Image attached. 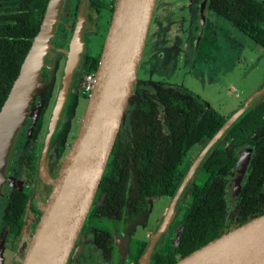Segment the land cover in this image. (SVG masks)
I'll list each match as a JSON object with an SVG mask.
<instances>
[{
    "label": "flooded vegetation",
    "instance_id": "flooded-vegetation-1",
    "mask_svg": "<svg viewBox=\"0 0 264 264\" xmlns=\"http://www.w3.org/2000/svg\"><path fill=\"white\" fill-rule=\"evenodd\" d=\"M11 1L17 3L15 13L21 10L23 1L24 4L27 2ZM47 1L43 8L33 11L34 16H39V23ZM80 1L63 0L62 14L57 23V34L63 48L67 47L68 35ZM87 1L88 30L84 33V46L86 54H89V36L95 38L98 35V25L101 21L104 20L108 26L115 0ZM202 1L184 0L182 5L177 7L176 0H156L137 69L135 94L126 105L96 195L66 264H171L169 256L175 251L178 242L176 234L173 239L169 238V227L177 216L182 218L184 210L190 205L191 190L196 186H203L211 177L212 173L204 163L217 148L228 153L232 161L225 178L223 232L264 212V167L253 182L248 181L249 167L254 156L260 153V150L264 151L263 94L235 121V125L231 126L203 159L183 197L177 203L176 214L170 224L153 239L170 196L189 165L214 134L201 136L180 158L167 159L166 162L171 166L175 164L180 176L166 194L159 186L162 184L163 175L171 168L168 166L164 170L171 137L175 135L174 131L171 135L170 129L176 131L180 126L196 122L208 113L225 120L251 93L264 85L263 78L255 88L243 95L244 98L230 113L223 115L201 95L176 82L178 75L190 73L191 70L194 72L190 76L195 77L198 69L205 75L206 69H203L201 64L206 67V61L210 60L214 49H209L210 40L207 38L204 39L205 43L201 42L204 24L207 23L209 29L223 28L217 19H208L211 10L207 7V0L204 5L205 17L200 21L199 10ZM258 1L264 3V0ZM106 14L107 16H102ZM218 16L246 35L227 17ZM201 27L202 34L197 43ZM210 34L212 36L215 32ZM256 44L260 46L259 58L263 57L260 61L264 63V45ZM83 56L71 84L69 99L64 106V117L57 131L58 141L48 149L42 161V168L41 147L63 64L60 53L55 54L52 79L47 86L41 110L31 126L26 131L19 132L21 140L13 146L8 165L10 183L6 185L0 197V264H13L15 255L21 252V239L24 237L22 241L27 242L30 238L42 210V201L51 188L50 180L59 169V159L76 134L82 114L81 106L85 104L87 95L81 89L85 77ZM215 73L219 74L218 71ZM211 80L218 79L213 75ZM236 95L238 96V93ZM144 119L149 124L143 122ZM241 152L250 154V164L236 200L230 205L227 197L228 181L231 169ZM261 159L264 160V156ZM151 243L148 256L143 258ZM179 257V253L174 254V260Z\"/></svg>",
    "mask_w": 264,
    "mask_h": 264
},
{
    "label": "water",
    "instance_id": "water-1",
    "mask_svg": "<svg viewBox=\"0 0 264 264\" xmlns=\"http://www.w3.org/2000/svg\"><path fill=\"white\" fill-rule=\"evenodd\" d=\"M155 4L156 0H115L76 134L59 159V169L50 180L51 188L43 201L38 221L23 253H18L19 264H66L96 195L126 105L135 94L137 69ZM204 5L205 0L199 10L201 22L205 17ZM87 6V0L80 1L64 49L60 47L57 34L63 0L46 3L38 30L32 36L19 71L0 106V197L10 183L8 165L13 146L21 140L19 132L26 131L41 110L52 79L55 54L61 50L63 64L59 87L43 138L40 168L48 149L58 141L57 131L64 117L71 84L82 56L87 53L84 46V33L88 30ZM201 34L202 27L197 43ZM263 94L264 85L228 115L199 151L170 196L153 239L170 224L177 203L203 159ZM241 153L228 181L230 205L236 200L250 164V154ZM181 228L180 223L176 242ZM151 247L152 243L143 258L148 256ZM171 264H264V212L229 228Z\"/></svg>",
    "mask_w": 264,
    "mask_h": 264
},
{
    "label": "trees",
    "instance_id": "trees-1",
    "mask_svg": "<svg viewBox=\"0 0 264 264\" xmlns=\"http://www.w3.org/2000/svg\"><path fill=\"white\" fill-rule=\"evenodd\" d=\"M45 2L46 0H27L24 4L23 1L21 10L15 13L16 2L0 0V106L19 71L22 59L29 48L30 38L38 30L40 19L39 16L33 15V11L43 8ZM207 7L216 14L227 17L254 42L264 45L263 2L258 0H207ZM97 62L98 55L85 54L83 56V75L93 73ZM223 120V117L208 113L197 119L196 122H189L180 126L176 131L170 129L171 135L174 134L172 131L175 132V135L171 137L165 162L169 157L180 158L185 150L201 136L212 135ZM145 123L149 124L148 122ZM263 156L264 151L262 150L254 156L249 167V182H253L264 167V160L261 159ZM231 163L228 153L219 148L215 149L205 161L204 166L212 175L203 186H196L191 190V203L184 210L180 219L182 228L178 245L173 254L169 256L170 263L175 261V253L183 256L225 230L223 207L226 194L224 187L226 174L229 172ZM166 165L164 170L171 166L169 162H166ZM218 175L222 177H218ZM179 176L180 172L173 164L168 172L163 175L159 189L167 194Z\"/></svg>",
    "mask_w": 264,
    "mask_h": 264
},
{
    "label": "rangeland",
    "instance_id": "rangeland-1",
    "mask_svg": "<svg viewBox=\"0 0 264 264\" xmlns=\"http://www.w3.org/2000/svg\"><path fill=\"white\" fill-rule=\"evenodd\" d=\"M183 2L184 0H176L177 7L182 5ZM102 16L105 17L107 14ZM210 18L217 19L222 23L223 28L218 27L209 29L207 23L204 24L203 41L201 42L202 44L205 43L204 39L207 38L210 40V42H208L209 49H214L210 60L206 61V67L205 64L200 63L203 69H206L205 75L203 72H200L202 70L198 69L195 77H193V75L190 76V74L194 72V70H191L190 73L178 75V77H176V82L183 84L190 91L198 93L213 105L219 113L227 115L239 104L241 99L244 98L243 95L255 88L264 78V63L260 61L263 57L259 58L261 51L260 46L249 37L239 32L235 27L224 20V18L212 11L208 13V19ZM98 27V35L95 38L94 36L91 38L90 35V40H88V43L91 42L89 53L94 56L99 55L107 24L103 20L99 23ZM212 31L213 33L215 32V34L211 36L210 33ZM61 46L62 43L60 44V47ZM61 48H63V46ZM59 53L62 55L61 50ZM217 71L219 72L218 75L215 73ZM220 74H222V76ZM213 75H215V78L218 80L212 81ZM237 93L238 96L236 95ZM84 105L85 104L81 106V112L83 111ZM179 225L180 216H177L169 227V238H174V235L179 230ZM22 239L20 241V253H23L26 244V241H22ZM19 261L20 259L17 254L12 262L13 264H18Z\"/></svg>",
    "mask_w": 264,
    "mask_h": 264
},
{
    "label": "built area",
    "instance_id": "built-area-1",
    "mask_svg": "<svg viewBox=\"0 0 264 264\" xmlns=\"http://www.w3.org/2000/svg\"><path fill=\"white\" fill-rule=\"evenodd\" d=\"M93 73H88L84 77V83L82 86L83 93L87 94L89 92L91 83H92Z\"/></svg>",
    "mask_w": 264,
    "mask_h": 264
}]
</instances>
